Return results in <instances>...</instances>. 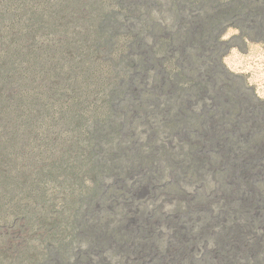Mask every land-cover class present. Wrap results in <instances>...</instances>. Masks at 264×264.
<instances>
[{"label":"trees","instance_id":"16d2710c","mask_svg":"<svg viewBox=\"0 0 264 264\" xmlns=\"http://www.w3.org/2000/svg\"><path fill=\"white\" fill-rule=\"evenodd\" d=\"M255 36L264 0H0V264H134L161 193L209 225L193 205L264 164V103L219 59Z\"/></svg>","mask_w":264,"mask_h":264},{"label":"rangeland","instance_id":"374dc122","mask_svg":"<svg viewBox=\"0 0 264 264\" xmlns=\"http://www.w3.org/2000/svg\"><path fill=\"white\" fill-rule=\"evenodd\" d=\"M238 35L236 28H229L221 40L226 42ZM230 44V48L219 57L223 71L241 77L253 101L263 104L264 38L255 36L252 40H232ZM243 138L240 136V139ZM168 148L174 153L177 152L171 141L168 142ZM220 168L225 169L221 165ZM243 174V181L251 183L249 187L239 190L237 195L227 196L214 187L209 196L213 197V205L217 203L215 207L209 208L205 204L193 205L194 209L198 210L208 208L210 221L205 228H202L205 225L198 216L194 221L189 220L183 224L177 221L179 215L173 212L175 202L179 200L176 197L161 193L157 198H147L145 203L151 204L152 208H158L159 202L162 201L159 212L163 222L157 223L154 231L159 243L152 247L148 255H133L134 264H264V198L260 196V192H264V164L258 163L250 172ZM235 175L240 176L241 171H237ZM230 178V184L235 186L236 180L233 181L232 175L227 181ZM169 181L174 184L173 177H169ZM200 191L198 187L186 186L184 196L180 199L182 204L189 205ZM225 205L231 208L234 216L232 219L227 216ZM247 207L245 218L251 219L255 226L244 227L243 232H239L238 228L243 220L241 223V218L236 217L235 212L236 209L242 211ZM169 221L177 223L174 227L178 232L177 236L172 233L173 225H167L166 222ZM198 235L208 237L204 242H192ZM224 247L228 249L227 253L224 252Z\"/></svg>","mask_w":264,"mask_h":264}]
</instances>
